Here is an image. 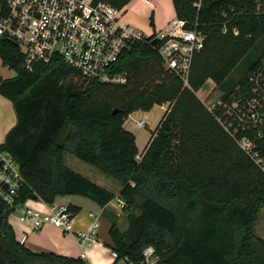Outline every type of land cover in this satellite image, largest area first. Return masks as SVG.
<instances>
[{
    "label": "trees",
    "instance_id": "1",
    "mask_svg": "<svg viewBox=\"0 0 264 264\" xmlns=\"http://www.w3.org/2000/svg\"><path fill=\"white\" fill-rule=\"evenodd\" d=\"M122 9L134 0H93ZM176 19L205 35L193 60L190 87L167 70L149 39L133 44L114 72L124 84L81 79L60 60L23 67L24 53L0 40V96L14 109L16 124L2 149L19 162L26 185L17 205L63 204L72 218L82 198L105 212L117 197L125 204L127 227L111 220L108 247L118 261L138 264L153 247L160 264H264V240L255 228L264 208V173L238 147L197 96L208 81L222 100L257 97L251 75L264 65V0H172ZM150 25L154 26L153 15ZM254 50L259 57L236 81L230 77ZM81 83V85H78ZM169 105L142 154L126 120L134 112ZM256 142L258 130L240 132ZM92 166L119 192L68 168L65 155ZM0 200V264H88L81 258L34 253L20 244Z\"/></svg>",
    "mask_w": 264,
    "mask_h": 264
},
{
    "label": "built area",
    "instance_id": "2",
    "mask_svg": "<svg viewBox=\"0 0 264 264\" xmlns=\"http://www.w3.org/2000/svg\"><path fill=\"white\" fill-rule=\"evenodd\" d=\"M124 16L125 8L93 0H0V40H10L21 47L23 67L30 72L38 64L60 60L88 82L124 84L126 75L114 72L121 56L133 44L146 39L151 43L157 38L159 43L154 47L165 68L181 79L184 88H189L193 60L204 48L205 35L174 19L163 30L145 36L142 30L124 21ZM250 81L257 97L223 101L220 95L211 106L202 102L211 112L219 110V123L264 173V156L257 150L256 142L247 136L237 138L240 132L252 129L258 130L259 137L264 136V65L251 75ZM144 125L143 121L137 122L138 128ZM137 160L140 162L142 155ZM25 185L19 162L0 147V200L19 212V221L34 232L48 225L69 231L73 218L67 206L37 201L45 210L40 211L28 206L30 200L17 205L16 198ZM116 200L124 208V202L119 197ZM97 228L98 223L89 234L80 235V242L89 245ZM26 240L27 235L23 234L19 242L24 245ZM110 250L112 257L118 259L117 252ZM138 264H160L155 249L148 247Z\"/></svg>",
    "mask_w": 264,
    "mask_h": 264
},
{
    "label": "crops",
    "instance_id": "3",
    "mask_svg": "<svg viewBox=\"0 0 264 264\" xmlns=\"http://www.w3.org/2000/svg\"><path fill=\"white\" fill-rule=\"evenodd\" d=\"M139 1L142 0H134L125 8L124 21H126L132 26H135L143 30L142 28L144 27L145 24L144 22L147 21L150 25V18L153 15V19H154L153 27L155 28L154 32H158L163 30L169 22L176 19L172 0H148L149 4L152 6L155 3V1L160 2L161 6H163L165 10L163 11L160 17H157L155 10L154 13L152 11L151 14L144 12L143 14H146V16L143 17L144 19L142 20L140 19L139 21L135 16L130 14L131 13L130 9L134 7ZM12 109L13 106L11 105V103L7 101L5 98L0 96V147L5 143L7 134L16 124L15 112L14 109L13 110ZM149 112H143V111L134 112L132 115L129 116V118L125 122L124 127L126 130L134 134L136 138L137 147L139 146L137 134L135 133L134 130L129 129L128 121L132 119L134 116L141 117L143 114L145 115L148 114ZM150 138L151 137L148 135L145 142V150L149 144L148 139ZM138 150L140 154V149L138 148ZM144 152L145 151H143V153ZM66 161L67 158L65 155V163ZM71 163L73 164L74 162L71 161ZM76 167L77 166L75 164V168ZM73 171L77 173L79 172L76 170ZM79 174L82 175L83 173H79ZM101 178L102 177L99 176L98 181ZM102 183L105 184L106 182L104 181ZM118 192H119V188L117 187V193ZM73 203L79 206L81 208V211L72 219L71 227L69 231H63L61 229H57L54 228L53 226L48 225L45 226L42 230L34 232L31 226L24 225L19 221V217H20L19 212H16L17 214L15 213L16 216L14 217V219H12L11 218L12 216H10L9 223L12 225L14 229L17 241L21 239L23 234H26L27 240L24 246L34 253H53L61 257L81 258L85 260L88 264H120L121 260L118 261L117 259H114L111 255L110 252L111 250L108 247L110 243L109 230L111 227V223H110L111 220L106 219L103 216V214L106 212V209L109 208L110 205H114V204L111 203L108 204L104 212L103 209H99L92 202L82 198H76ZM28 206L36 210L45 211L41 202L30 201L28 203ZM96 223H98V228L96 229L97 235L91 236L89 245L86 243L82 244L80 242V235L89 234ZM102 225L105 228V233L103 235H106L107 233V238H108L104 241H100L101 237L99 236V234H101L99 233V229L101 228ZM261 228H262L261 234H258L257 227L255 228L256 234L258 237L264 240V223L262 224ZM94 239L96 242H93ZM122 261L125 264H127L126 260H122Z\"/></svg>",
    "mask_w": 264,
    "mask_h": 264
},
{
    "label": "rangeland",
    "instance_id": "4",
    "mask_svg": "<svg viewBox=\"0 0 264 264\" xmlns=\"http://www.w3.org/2000/svg\"><path fill=\"white\" fill-rule=\"evenodd\" d=\"M130 10H131V13L130 12L129 13L135 16L140 21V19L142 20L144 19L143 17L146 16V14H143L144 12L151 14V12L153 11L154 13V10H155L157 17H160L165 9L163 6H161V3L158 1H155V3L152 6L149 4L148 0H142V1H139ZM144 23H145L144 27L142 28L143 33L145 34V36L152 35V33H154L155 28L149 25L147 21H145ZM259 52L260 51L258 50H254L250 55H248V57L233 72V74L230 77V81L233 82V81L238 80L243 75L245 70L249 67V65L259 57L260 55ZM0 76L4 78H11L15 76L14 72L9 71L8 68L3 67L1 59H0ZM78 85H81V83H79ZM221 94H222V88L216 85L215 83H213L211 80L206 82V84L197 92L198 98L202 100L203 102L206 101L208 106L216 104ZM168 109H169V105H164L163 107L155 106L148 114H145V115L143 114L141 117L134 116L132 119L128 121L129 129L134 130L135 133L137 134V138L139 142L138 148L140 149L139 155H142L143 151H145V142H146L147 136L149 135L151 137L153 135V132L156 131V128L158 127L160 121L162 120L163 116L166 114V111ZM138 121H143L145 125L141 128H138L137 127ZM144 136H145V139H144ZM150 140L151 138L148 139V141ZM66 158H67L66 166L68 168L79 171L78 173H83L82 175H85L84 177L88 179H92V181H94L95 183L102 184L105 187L117 193V187L115 184L112 183L113 181H111L110 179H107L105 176L100 174L95 168L76 159L73 155L69 153L66 154ZM71 161H73L76 164L77 166L76 168H75V164L74 163L72 164ZM99 176H101L102 178L99 179L98 181ZM104 181L106 182L105 184L102 183ZM116 201L117 200L115 199L114 201L111 202V204H114V205H110L109 208L106 209V212L103 214V216L106 219L115 221L117 223L118 228L123 232L126 229V225H127L126 216L128 213L124 211L123 208L116 203ZM263 210L264 208L260 212L259 219H258L257 226H256L258 230V234L262 233L261 227H262V224L264 223V211ZM16 214L13 213L11 215L12 216L11 218L14 219ZM102 226L99 229V233H101L99 234V236L101 237L100 241H104L108 239L107 233L106 235H103L105 233V228L104 226L103 227ZM120 264H125V263L121 260Z\"/></svg>",
    "mask_w": 264,
    "mask_h": 264
},
{
    "label": "water",
    "instance_id": "5",
    "mask_svg": "<svg viewBox=\"0 0 264 264\" xmlns=\"http://www.w3.org/2000/svg\"><path fill=\"white\" fill-rule=\"evenodd\" d=\"M158 43H159V40H158L157 38H155V39L151 42V44H152L153 46H156Z\"/></svg>",
    "mask_w": 264,
    "mask_h": 264
}]
</instances>
